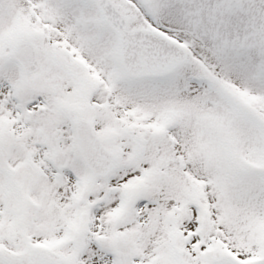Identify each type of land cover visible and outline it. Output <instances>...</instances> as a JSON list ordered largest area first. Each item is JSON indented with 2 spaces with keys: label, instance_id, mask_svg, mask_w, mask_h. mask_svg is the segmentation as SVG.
<instances>
[{
  "label": "snow or ice",
  "instance_id": "6c2138e0",
  "mask_svg": "<svg viewBox=\"0 0 264 264\" xmlns=\"http://www.w3.org/2000/svg\"><path fill=\"white\" fill-rule=\"evenodd\" d=\"M0 264H264V0H0Z\"/></svg>",
  "mask_w": 264,
  "mask_h": 264
}]
</instances>
